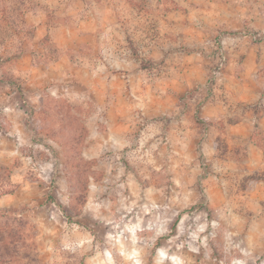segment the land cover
Returning <instances> with one entry per match:
<instances>
[{"label":"clouds","instance_id":"9594fccd","mask_svg":"<svg viewBox=\"0 0 264 264\" xmlns=\"http://www.w3.org/2000/svg\"><path fill=\"white\" fill-rule=\"evenodd\" d=\"M35 2L40 8L27 16L64 48L49 65L47 86L28 96L29 110L0 98L20 164L7 187L17 176L31 186L16 193L21 210L9 211L7 198L0 204V231L21 237L8 264H264V115L237 113L239 123L229 124L235 117L225 107L223 129L204 132L181 106L156 104L165 82L190 73L183 63L172 66V56L160 79L133 72L147 57L141 51L134 59L127 44L130 38L138 47L134 29L162 12L139 13L135 0ZM212 12L217 26L264 36V0H217ZM260 47L259 63L240 81L216 80L235 94L229 107L246 91L264 89ZM121 50L123 58L105 54ZM101 114L93 135L87 122ZM42 181L55 200L40 208L33 196H43Z\"/></svg>","mask_w":264,"mask_h":264},{"label":"rangeland","instance_id":"374dc122","mask_svg":"<svg viewBox=\"0 0 264 264\" xmlns=\"http://www.w3.org/2000/svg\"><path fill=\"white\" fill-rule=\"evenodd\" d=\"M4 2L7 8L0 10V98H9V104H18L19 109L29 110L28 96L47 86V77L51 72L49 65H55L60 59L64 44L59 38H54L45 31L46 25L43 22L36 24L32 17L27 16L29 11L34 13L40 8L35 0H4ZM216 2L217 0H135V7L139 13L153 15L162 12V14L154 16L145 28L134 29L135 43L138 47L128 38L127 47L131 49L133 58L139 61L141 51L147 57L140 63L139 68H133V72L154 71L157 79H160L162 69L169 66L166 64L169 56L173 57L172 66L183 63L184 68L187 69L203 65L207 70L204 97L211 98L215 93L213 89L217 88L216 80L221 78L231 59L232 52L227 49L230 39H236V36L243 38L245 35L249 36L250 41L261 42L264 39V36L255 32L249 34L244 27L227 30L230 27L217 26L213 21L212 12V5ZM161 3L165 5L163 9H159ZM189 10L200 13V18H190ZM14 38L18 41L17 44H13ZM33 40L36 42L29 48V43ZM168 45L171 47H167ZM13 47L16 51L9 55ZM235 47V44L232 45V48ZM162 48H166L163 53L164 59H161ZM193 53L199 54L198 61L190 59ZM105 54L123 58V50L106 51ZM210 69L219 73V77L212 75ZM14 72L17 75H14ZM38 77L40 79H37ZM179 83V80L165 82L162 85L164 95L156 101V104L166 108L173 105V100L176 98L177 105L186 108L189 102H199L201 95H204L202 91L204 88L200 86L192 90L180 91ZM140 87L144 91L149 90L144 84ZM202 100L203 98L200 101ZM41 102L43 103V100ZM32 114L35 115L34 110ZM102 116L103 114L101 117L93 115L87 122V127L93 135L97 132L98 126L103 125ZM4 120L5 118L0 114V204L7 198L11 202L8 210L15 212L21 210L16 193L30 190L31 186L24 182L22 176H17L15 187H7L13 183L14 169L18 170L20 164L16 156L12 155L16 149L12 138L7 136L8 127ZM196 124L204 132L210 131L209 122L197 119ZM216 126L222 130L223 122ZM216 139L220 141L223 149L226 146L225 142L219 136ZM90 148L88 154L91 156L96 151L95 144H91ZM37 189L39 193H43V196L37 194L33 198L40 208L55 200L53 192H45L43 181L37 185ZM4 223L7 225V220ZM24 224L25 221H20L21 227ZM19 246H21V237L17 232L0 231V264H8L7 258L17 255ZM26 258L34 261L32 257Z\"/></svg>","mask_w":264,"mask_h":264},{"label":"crops","instance_id":"0c3cea01","mask_svg":"<svg viewBox=\"0 0 264 264\" xmlns=\"http://www.w3.org/2000/svg\"><path fill=\"white\" fill-rule=\"evenodd\" d=\"M227 30L232 29L227 28ZM241 40L243 41V38H241ZM248 42H250V44H248ZM246 43L248 45H246ZM234 44L236 47L232 48ZM261 45H264V39L261 42L246 40L242 43L236 42L234 38L230 39L227 49L232 52L230 53L231 59L222 73L221 78L226 76L233 81H240L243 74L250 73L254 70L255 66L259 63L262 51ZM187 70L190 73V78L186 79L184 82L180 81L179 90H192L195 87L199 88V86L204 88V95H201L203 98L202 101H200L202 99L200 98L199 102H189L188 107H183L186 112H190L195 123L198 119L199 121L209 122L210 130L216 128V125L223 122L221 117L225 107H228V111L232 112L235 117L234 119H229V124L239 123V116L236 115L237 113L242 115L244 112L252 111L251 114L264 115V89L252 88L250 92L246 91L233 106L229 107L230 97L235 94L230 87L226 86L227 82L221 83V86H217L214 95L207 99L204 97L206 96V67H203V65L192 66L190 68L188 67ZM195 73L198 76H195ZM256 97L259 98L257 99ZM173 104L177 105L176 98H174Z\"/></svg>","mask_w":264,"mask_h":264}]
</instances>
